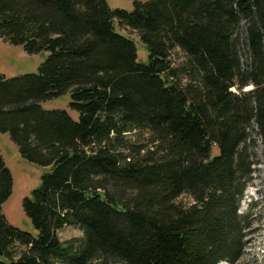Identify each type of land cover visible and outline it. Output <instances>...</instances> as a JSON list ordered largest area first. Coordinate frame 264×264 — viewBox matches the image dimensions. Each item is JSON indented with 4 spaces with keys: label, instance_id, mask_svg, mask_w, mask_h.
<instances>
[{
    "label": "trees",
    "instance_id": "trees-1",
    "mask_svg": "<svg viewBox=\"0 0 264 264\" xmlns=\"http://www.w3.org/2000/svg\"><path fill=\"white\" fill-rule=\"evenodd\" d=\"M133 3L0 0V36L46 53L36 73L0 74V131L49 168L23 201L34 235L3 213L13 175L0 150V264H237L244 255L255 126L264 140V0ZM117 24L137 32L146 61ZM66 92L78 119L41 104ZM67 225L83 231L79 244L59 239Z\"/></svg>",
    "mask_w": 264,
    "mask_h": 264
},
{
    "label": "rangeland",
    "instance_id": "rangeland-1",
    "mask_svg": "<svg viewBox=\"0 0 264 264\" xmlns=\"http://www.w3.org/2000/svg\"><path fill=\"white\" fill-rule=\"evenodd\" d=\"M107 1L112 9L123 8L132 10L134 8L133 0ZM117 31L134 38L139 59L146 61L148 50L137 35V32L118 24ZM45 58L46 53L31 54L24 49L23 45L13 44L0 36V74H4L7 77H15L27 73H36ZM185 61L184 52L177 48L173 52L172 62L175 66H182ZM250 88L252 86L247 89ZM70 99V93L66 92L45 100L41 104L46 109H65L74 119H78V112L71 108ZM252 135L255 140L254 151L258 163L253 173V179L247 186L241 203V211L250 213L252 226L248 231L244 255L237 264H264V140L258 134L256 126L252 131ZM0 150L6 165L13 175L12 193L3 204V213L10 224L36 235L37 230L24 210L23 201L25 197L31 196L32 191L40 185L42 174L49 168L23 158L9 132L0 131ZM218 152V147L214 145L212 156ZM179 200L184 204H190L193 201L188 194L181 196ZM57 233L61 241L75 240L76 244H79L83 237V231L79 227L71 225L64 226ZM15 249L22 250V247H15ZM113 264L123 263L115 262ZM221 264L228 263L223 262Z\"/></svg>",
    "mask_w": 264,
    "mask_h": 264
},
{
    "label": "bare ground",
    "instance_id": "bare-ground-1",
    "mask_svg": "<svg viewBox=\"0 0 264 264\" xmlns=\"http://www.w3.org/2000/svg\"><path fill=\"white\" fill-rule=\"evenodd\" d=\"M223 263V262H222ZM226 263H228V262H226ZM221 264V263H220ZM228 264H230V263H228Z\"/></svg>",
    "mask_w": 264,
    "mask_h": 264
}]
</instances>
